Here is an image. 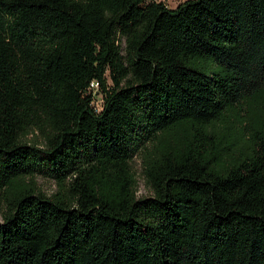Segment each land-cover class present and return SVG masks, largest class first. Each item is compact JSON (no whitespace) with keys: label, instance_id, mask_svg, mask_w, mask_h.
<instances>
[{"label":"trees","instance_id":"obj_1","mask_svg":"<svg viewBox=\"0 0 264 264\" xmlns=\"http://www.w3.org/2000/svg\"><path fill=\"white\" fill-rule=\"evenodd\" d=\"M247 101L264 0H0V264H264Z\"/></svg>","mask_w":264,"mask_h":264},{"label":"rangeland","instance_id":"obj_2","mask_svg":"<svg viewBox=\"0 0 264 264\" xmlns=\"http://www.w3.org/2000/svg\"><path fill=\"white\" fill-rule=\"evenodd\" d=\"M165 2L169 7L175 8L180 3L186 0H158ZM95 105L98 108L102 107V96L97 95ZM236 112L239 116V123L243 132H249L250 130L263 129L264 128V105L260 103L246 102L241 108H237ZM185 142V135L182 127H178V130L173 132L170 138V146L174 150H179ZM133 167L137 173L138 178V197L149 196L151 190L145 183L143 176V165L140 155L137 156L134 160ZM37 182L40 188L47 195L55 193L58 189V186L54 180L48 177L39 176L37 177Z\"/></svg>","mask_w":264,"mask_h":264},{"label":"built area","instance_id":"obj_3","mask_svg":"<svg viewBox=\"0 0 264 264\" xmlns=\"http://www.w3.org/2000/svg\"><path fill=\"white\" fill-rule=\"evenodd\" d=\"M92 85H94V86L96 87V86L98 85V83H95V82H94Z\"/></svg>","mask_w":264,"mask_h":264}]
</instances>
